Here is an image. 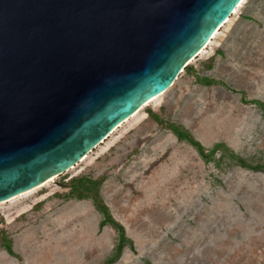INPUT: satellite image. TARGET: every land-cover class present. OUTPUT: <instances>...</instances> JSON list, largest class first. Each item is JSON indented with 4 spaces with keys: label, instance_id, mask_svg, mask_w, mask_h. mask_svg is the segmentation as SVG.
I'll return each instance as SVG.
<instances>
[{
    "label": "rangeland",
    "instance_id": "374dc122",
    "mask_svg": "<svg viewBox=\"0 0 264 264\" xmlns=\"http://www.w3.org/2000/svg\"><path fill=\"white\" fill-rule=\"evenodd\" d=\"M188 66L72 169L0 204V264H105L118 233L68 187L100 178L135 245L113 264H264V169L232 157L264 166V0H245ZM149 111L229 151L206 161Z\"/></svg>",
    "mask_w": 264,
    "mask_h": 264
},
{
    "label": "water",
    "instance_id": "95a60500",
    "mask_svg": "<svg viewBox=\"0 0 264 264\" xmlns=\"http://www.w3.org/2000/svg\"><path fill=\"white\" fill-rule=\"evenodd\" d=\"M242 1L0 0V203L164 94Z\"/></svg>",
    "mask_w": 264,
    "mask_h": 264
},
{
    "label": "trees",
    "instance_id": "16d2710c",
    "mask_svg": "<svg viewBox=\"0 0 264 264\" xmlns=\"http://www.w3.org/2000/svg\"><path fill=\"white\" fill-rule=\"evenodd\" d=\"M192 69L191 66H187L185 71L190 72ZM206 85H211L214 83V80L211 79H203L201 80ZM253 103L257 104L259 107H261L264 110V103L261 101H254ZM149 115L161 126L165 125V128L172 131L173 134L177 137V139L181 142H187L191 146H193L199 153V155L205 159L206 161H209L212 156H214L220 149H225L229 151V148L224 144H216L211 150H206L205 147L201 144L200 141L195 139V137L191 134V132L185 128L183 125L177 124V123H170L165 122L162 118H160L157 114H155L152 111L148 112ZM232 157L235 158L239 165L243 167H247L252 170H262L264 169V166L260 165H252L245 161L244 159L232 154ZM79 181V180H77ZM104 182L103 178H100L95 181H89L90 184H84L83 182H73L71 184L72 188V195L73 197H76L79 200L83 199H91L95 208L101 213L103 216L101 222H100V228H104L106 226H111L113 229L116 230L118 233V239L117 243L114 248L113 254L106 260L105 264H113L116 261H118L123 253V250L128 246L132 251L135 252V245L134 242L127 236L125 227L122 223L117 221L108 205L103 200L101 193H100V187L102 183ZM76 183H81V186H75ZM75 193V194H74ZM3 248L5 251L16 258H20L13 249L11 240H6L3 243Z\"/></svg>",
    "mask_w": 264,
    "mask_h": 264
},
{
    "label": "bare ground",
    "instance_id": "6f19581e",
    "mask_svg": "<svg viewBox=\"0 0 264 264\" xmlns=\"http://www.w3.org/2000/svg\"><path fill=\"white\" fill-rule=\"evenodd\" d=\"M244 1H245V0H243V1L241 2V4H242ZM241 4H240V5H241ZM240 5H239V6H240ZM239 6H238V7H239ZM237 9H238V8H237ZM237 9L234 10V13L236 12ZM234 13H233V14H234ZM227 22H228V21H227ZM227 22H226V23H227ZM226 23H225V24H226ZM221 27H222V26H221ZM221 27H220L219 29H217V30L213 33V35H212L211 38L207 41V43L205 44L204 48L201 50V52L199 53V55H200L201 53H203V51H204V49L207 47V45H208V44L211 42V40H212V39L218 34V32H219V30L221 29ZM199 55H198V56H199ZM188 63H189V62H188ZM159 96H160V95H159ZM159 96H156V97L151 98L150 100H148V101L144 104V106H145L146 104H148L149 102L155 100V99H156L157 97H159ZM138 112H139V111H137L135 114H133L132 117H134ZM132 117H131V118H132ZM128 120H129V119H128ZM128 120H126V121H128ZM126 121H125V122H126ZM121 125H122V124H120V126H121ZM116 129H117V128H116ZM116 129H115V130H116ZM115 130H114V131H115ZM114 131H113V132H114ZM85 158H86V157H85ZM85 158H83L82 160H84ZM52 180H53V179L51 178L49 181H52ZM49 181H48V182H49ZM46 183H47V182H46ZM43 185H45V183L42 184V185H40L39 187H41V186H43ZM39 187H37V188H39ZM37 188H34V189H32V190H35V189H37ZM32 190H29V191H32ZM29 191H27V192H29ZM27 192H25V193H27ZM25 193H22V194H20V195H23V194H25ZM20 195H18V196H20ZM18 196H16V197H18ZM14 198H15V197H14ZM12 199H13V198H12ZM10 200H11V199H10ZM8 201H9V200H8ZM4 202H6V201H4ZM4 202H1V203H4ZM1 203H0V204H1Z\"/></svg>",
    "mask_w": 264,
    "mask_h": 264
}]
</instances>
